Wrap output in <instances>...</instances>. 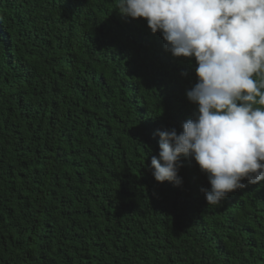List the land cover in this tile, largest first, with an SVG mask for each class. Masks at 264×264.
Here are the masks:
<instances>
[{"label": "trees", "instance_id": "1", "mask_svg": "<svg viewBox=\"0 0 264 264\" xmlns=\"http://www.w3.org/2000/svg\"><path fill=\"white\" fill-rule=\"evenodd\" d=\"M117 0H0V264H264V181L207 205L150 169L194 59Z\"/></svg>", "mask_w": 264, "mask_h": 264}, {"label": "clouds", "instance_id": "2", "mask_svg": "<svg viewBox=\"0 0 264 264\" xmlns=\"http://www.w3.org/2000/svg\"><path fill=\"white\" fill-rule=\"evenodd\" d=\"M118 13L146 20L173 58L194 59L195 105L182 132L160 130L150 162L157 183L180 186V158L207 178L209 206L264 181V0H117Z\"/></svg>", "mask_w": 264, "mask_h": 264}]
</instances>
